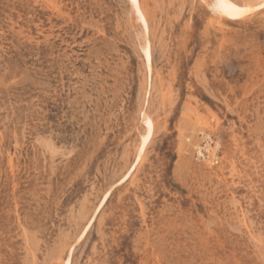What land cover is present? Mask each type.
<instances>
[{"label":"rangeland","instance_id":"1","mask_svg":"<svg viewBox=\"0 0 264 264\" xmlns=\"http://www.w3.org/2000/svg\"><path fill=\"white\" fill-rule=\"evenodd\" d=\"M140 1L0 0V264H264V7Z\"/></svg>","mask_w":264,"mask_h":264},{"label":"bare ground","instance_id":"2","mask_svg":"<svg viewBox=\"0 0 264 264\" xmlns=\"http://www.w3.org/2000/svg\"><path fill=\"white\" fill-rule=\"evenodd\" d=\"M130 2L135 8L138 14L139 20L143 23L145 30L148 32V28H149L148 22L143 12V9H142L141 1L140 0H130ZM217 5L220 8H222L228 16L236 18V19H240L264 7V2L260 4L258 7H252L248 5L241 6L233 2L232 0H217ZM145 56H146L147 67L149 71L152 72V56H151V50H150L149 45H147V47L145 48ZM143 121H144L146 130H145V134L143 135L142 144H141L139 157H138V162L141 160L146 148L151 142L154 136V131H155L154 123L152 119L148 116V114L143 113ZM66 264H71V260L69 259Z\"/></svg>","mask_w":264,"mask_h":264}]
</instances>
